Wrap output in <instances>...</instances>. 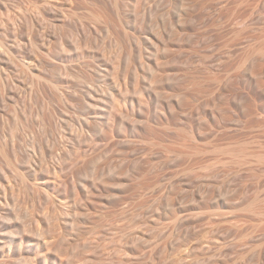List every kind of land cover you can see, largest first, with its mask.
Returning <instances> with one entry per match:
<instances>
[{
	"label": "rangeland",
	"instance_id": "374dc122",
	"mask_svg": "<svg viewBox=\"0 0 264 264\" xmlns=\"http://www.w3.org/2000/svg\"><path fill=\"white\" fill-rule=\"evenodd\" d=\"M263 49L264 0H0V264L94 185L82 264H264Z\"/></svg>",
	"mask_w": 264,
	"mask_h": 264
},
{
	"label": "bare ground",
	"instance_id": "6f19581e",
	"mask_svg": "<svg viewBox=\"0 0 264 264\" xmlns=\"http://www.w3.org/2000/svg\"><path fill=\"white\" fill-rule=\"evenodd\" d=\"M264 50V49H263ZM101 170V167L100 168H97V170H95V171H97V172H99ZM92 186V185H91ZM95 187H90V188H92L91 190L89 189V188H87V186H85L84 187V189L85 188H87V190L89 191V192H87V191H85L84 189H83V191L86 193H88V194H86V196H87V199L84 197H82V195H81V198L83 199L82 200V203H80V201H81V198H80V196H78V199L80 198V201L78 200V202L82 205V206H80V207H78L77 205L75 206V208H74V212H73V210L72 211H67V210H56V212L54 213H52V212H50V213H45L43 216L45 217H43V219L44 220H48V224H47V227L45 228V229H43V230H39L38 229V226L37 227H35L34 225H36V218H35V215L34 214H36L35 213V211H34V208H33V210H31V212H27V214H26V216H24V218H25V221L27 222L26 223V227H28L29 226V228L28 229H30V235L29 236H26V235H24L22 238H20V241H19V243L17 242L16 244H14L13 246H11L10 248H9V253L11 254V255H13V256H21L22 255V251L24 250V248L27 246V247H29V248H31L30 250H36V249H38L39 247H41V248H43V247H45V249H46V247H48V248H52L53 246L55 247L56 245H57V247H60V249L59 250H61V248L63 249L62 250V252L64 251H66V252H70V250H72V252L74 251V249L76 250V253L77 254H79L78 255V259L79 260H77V258H76V260H73L74 261V263H76V264H82L81 263V257H82V255L85 253V255H83L84 256V259H85V257H86V255H88V254H86V252H87V249H88V253H91V255L92 256H95V254L97 255V253H100L101 252V250L103 249H105V248H103V247H101L100 249L99 248H97V246L96 245H99V243H95V244H90V243H93V242H86L85 241V239H80V237L82 236L83 238H85V236H83V232L85 231V232H87L89 229L88 228H91V227H87L86 226V223L87 222H90L89 220H91V218H93L94 220H95V222H94V220H91V221H93V224L92 225H95V226H93V230L92 229H90V230H92L93 232H94V234H97L96 233V231L95 230H97V231H99V229L98 228H103V227H105V226H107V225H104V224H108V223H106L105 222V220H106V218L107 217H105V220H104V224H103V219H102V217H103V214H100V213H96L99 217H100V215H101V219L100 218H98L96 215H95V217L93 216V217H91V216H89V217H91L90 219H88L89 217L87 216V215H89L88 213H86V210H88V209H83L84 208V206L85 205H83V203H85L86 201H91L92 199H94L93 197H95L94 195H97V194H95V193H97L98 191V187H99V185H98V187H96L97 185H94ZM88 187H89V185H88ZM102 188V187H101ZM97 191V192H96ZM100 191H101V189H100ZM83 192V193H84ZM84 193V194H85ZM101 193H102V191H101ZM100 196L101 195H99L98 194V197L96 196V198H98V199H100ZM90 198H92V199H90ZM6 199H7V197H6ZM85 201V202H84ZM93 201H95V202H90V203H94V204H96V203H98V202H96V199H94ZM87 202V203H88ZM77 203V202H76ZM89 204V203H88ZM8 205V204H7ZM87 205V204H86ZM96 205H99V203L98 204H96ZM95 205V206H96ZM88 206V205H87ZM91 206V205H90ZM89 206V209L91 208ZM18 207H19V205H18ZM97 207H99V206H97ZM14 208V207H13ZM12 208V209H13ZM20 208V207H19ZM22 209V208H21ZM21 209H20V211H21ZM14 210V209H13ZM16 210V209H15ZM83 210H84V212H83ZM20 211H18L19 213V215L21 214L20 213ZM23 211V210H22ZM32 211H34V212H32ZM16 212H17V210H16ZM101 212V211H100ZM13 213V212H12ZM86 215H85V214ZM102 213V212H101ZM14 214H16L17 215V218H18V214L17 213H14ZM100 214V215H99ZM10 215V214H9ZM14 216V215H13ZM86 216L88 217V218H86ZM19 217H22V216H19ZM39 217V216H38ZM16 218V219H17ZM19 219V218H18ZM87 219H88V221H87ZM99 219V220H98ZM100 220H102L101 222H100ZM19 221H21V220H19ZM24 221V222H25ZM85 221H87L86 223H85ZM98 221H99V223H100V225H102L103 224V226H98L99 225V223H98ZM107 221V220H106ZM64 222H67L68 224V226H67V228H66V226H63L64 224ZM97 222V223H96ZM109 222V221H108ZM18 223H20V222H18ZM83 223V224H82ZM20 224H24V223H20ZM27 224H28V226H27ZM88 224V223H87ZM85 225V226H84ZM89 225L90 226H92L91 225V222L89 223ZM110 225H113V223L111 224V223H109V225L107 226L108 228L110 227ZM96 226H98V228L96 227ZM114 226V225H113ZM25 227V228H26ZM84 227H86V229H87V231H86V229L84 228ZM94 227H96L95 229H94ZM107 227H105V228H103V230L102 231H107V230H109ZM107 228V229H106ZM83 229H85V230H83ZM111 230L113 229V227L111 226V228H110ZM90 230H89V232H90ZM101 230V229H100ZM92 231L90 232V233H86V235L87 234H92ZM101 232V231H100ZM63 233V235H62V239L60 238V239H57V241H55L54 239H56V238H59L60 237V235ZM64 233H66L67 235H68V237H67V235L66 236H64ZM99 234H102V233H99ZM59 235V236H58ZM72 236V238H73V236L74 237H76V239L75 238H73V239H69V237L70 236ZM84 235H85V233H84ZM55 236H57L56 238H54ZM66 238L67 237V239H65L64 237ZM54 238V239H53ZM81 240H84L85 242V244H90L89 245V247L86 249V247H87V245H86V247H85V245L83 244V243H81ZM24 245H26L24 248H23V246ZM82 245H84V247L82 248ZM53 247V248H54ZM99 247H100V245H99ZM56 248V247H55ZM80 248H81V250L82 251H80ZM86 249V251L84 252V250ZM23 249V250H22ZM28 249V248H27ZM97 249H99V250H97ZM89 250H90V252H89ZM97 250V251H96ZM38 251V250H37ZM80 251V252H79ZM100 251V252H99ZM61 252V251H60ZM66 252H65V254H66ZM68 252V253H69ZM71 252V253H72ZM75 252V251H74ZM79 252V253H78ZM97 252V253H96ZM104 252V251H103ZM103 252H102V254H103ZM28 253V252H27ZM46 253V252H45ZM83 253V254H82ZM23 254H24V252H23ZM43 254V253H42ZM73 254V253H72ZM46 255V254H45ZM47 255H48V253H47ZM47 255L46 256H44V257H41L42 258V262H44V263H49V260L50 259H48L47 258ZM51 255H53V254H51ZM56 255V254H55ZM58 255V254H57ZM76 255V254H75ZM54 256V255H53ZM79 256H81L80 258H79ZM100 256L101 255H99L98 254V258H100ZM48 257H49V255H48ZM76 257V256H75ZM97 257H95V259L97 258ZM21 258H22V256H21ZM83 259V258H82ZM83 259V260H84ZM36 260V259H35ZM99 260V259H98ZM98 260H94V261H97V263L99 262ZM57 261V260H56ZM59 261H60V259H59ZM73 261L71 262V260L69 261V262H67L68 264H74L73 263ZM78 261V262H77ZM92 262V263H94V264H97V263H95V262ZM28 262H30V261H28ZM32 262V261H31ZM30 262V263H31ZM36 262H37V260H36ZM53 262V261H52ZM71 262V263H70ZM83 262V261H82ZM100 262H102L101 261V259H100ZM57 263H59V262H57ZM60 263H61V261H60ZM87 262H83V264H86ZM89 263V262H88ZM28 264V263H27ZM31 264H33V263H31ZM52 264V263H51ZM54 264V263H53ZM55 264H56V262H55ZM99 264H101V263H99Z\"/></svg>",
	"mask_w": 264,
	"mask_h": 264
}]
</instances>
